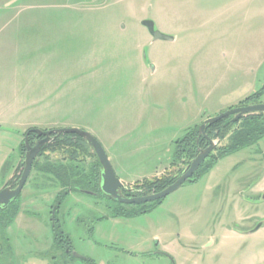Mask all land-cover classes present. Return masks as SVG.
<instances>
[{
	"label": "rangeland",
	"instance_id": "1",
	"mask_svg": "<svg viewBox=\"0 0 264 264\" xmlns=\"http://www.w3.org/2000/svg\"><path fill=\"white\" fill-rule=\"evenodd\" d=\"M148 18L176 39L153 40ZM260 89L264 0H0V191L20 173L31 128L90 131L129 185L171 175L188 161L173 159L176 140ZM254 152L220 159L156 207L125 206L147 210L131 217H115L120 204L95 193L88 159L76 164L68 179L83 190L56 213L61 264H264V227L240 232L264 218V204L233 212L226 201L264 190ZM45 177L34 169L12 207L5 264L50 262V210L63 187Z\"/></svg>",
	"mask_w": 264,
	"mask_h": 264
},
{
	"label": "trees",
	"instance_id": "2",
	"mask_svg": "<svg viewBox=\"0 0 264 264\" xmlns=\"http://www.w3.org/2000/svg\"><path fill=\"white\" fill-rule=\"evenodd\" d=\"M264 94V89H260L252 95L248 96L244 101H242L239 105H248L251 103L260 102L262 95ZM262 113L251 114L237 122H234L231 118H226L218 123L208 126L206 128L207 136H210L212 132H220L219 134L223 139H226V143L221 147V150L218 154L213 153L200 167L197 171L198 177H201L205 173L209 172L220 159L236 153L242 149L248 148L249 146L257 143L260 139L264 137V119L262 117ZM199 125H196L193 129L189 130L181 139L177 142V159H182L183 157H187L190 162L197 154L198 148L200 145L204 144V142L208 141V138L202 135L200 137L199 142L197 138L199 136ZM26 135V132L25 134ZM35 139L37 136L35 133L30 135V142L32 144L35 143ZM23 156L25 155L26 147L24 144V140L22 143ZM57 155V157H62V159L53 160L52 156ZM41 158V159H40ZM92 160L89 162V165L92 167L91 177L89 178V183L93 184L95 189V193H101L99 188V177H100V161L97 155L94 153L90 145L87 143L85 139L76 135V134H62L60 136H55L54 140L49 144L45 145L38 158L34 163V168L36 171L41 172V174H45L52 179L50 180L51 184H57L60 187H63L59 192V202L55 205L57 211L62 204L63 197L70 193V191L74 190H83V187L74 186V180H69L68 177L70 175L75 174L77 170L76 164H81L86 162V160ZM44 161V162H43ZM187 161V162H188ZM70 164L74 167H70ZM23 164L21 166V170L19 175L20 178L22 173ZM78 173L79 170H77ZM84 174V173H82ZM84 178V177H83ZM82 178V179H83ZM176 175H165L162 177H152L148 179H144L142 181H138L134 188L135 191L131 194H125L128 196L132 195H144L152 192H159L176 180ZM72 181V186L69 187L70 182ZM65 188V189H64ZM94 193V192H90ZM162 200H157L153 202L155 207L159 205ZM17 200L11 203L7 208H0V264H5L8 261V257H4L5 247L3 241H6V244L9 241V235L7 233V229L12 226L15 215H17L20 205L13 209V205ZM117 204H120L121 209L116 211L115 217H131L134 215H138L140 213H145L147 210H143L140 212L132 213L131 211H127L124 209L125 206H130L133 204H124L121 202L114 201ZM58 219H56V224L53 226V236H54V244L53 247H57L60 245L63 237V233L60 230V226L57 224ZM70 248L69 245L64 246L65 248ZM72 258L75 256L70 255ZM88 259V258H87ZM86 259V260H87ZM90 261V260H89Z\"/></svg>",
	"mask_w": 264,
	"mask_h": 264
},
{
	"label": "water",
	"instance_id": "3",
	"mask_svg": "<svg viewBox=\"0 0 264 264\" xmlns=\"http://www.w3.org/2000/svg\"><path fill=\"white\" fill-rule=\"evenodd\" d=\"M142 23L151 32L153 40L162 39L174 41L176 39V36L168 35L158 30L156 28L155 22L151 18L143 20ZM259 112H264V103H255L232 107L217 116L206 118L199 126V136L197 138V141L199 142L200 137L204 135L208 138L210 145L204 149L200 147L198 148V154L186 165L185 169L176 176L177 178L174 183L159 192H152L140 196H128L125 194V192H134V186L127 184L117 176L111 159L106 152L103 144L90 131L78 127H62L53 130L31 128L26 132L25 135L24 144L26 147V151L22 161L23 169L21 176L14 188L8 185L0 191V208H7L20 196L28 179L31 176L34 163L38 158L42 148L52 142L55 136H60L62 134H76L85 139L90 145L100 161L99 188L102 194H104L108 198L124 204H140L162 200L166 198L170 193L176 191L188 179H190L202 166L210 153L215 149L217 142L209 138L206 134V128L208 126H212L226 118H231L234 122H237L251 114ZM32 133L43 137L35 145L30 142V135ZM261 225L262 223H259L256 229L260 228ZM74 254L78 257H82V255L78 254L77 252H75ZM172 263L176 264L174 261H172Z\"/></svg>",
	"mask_w": 264,
	"mask_h": 264
},
{
	"label": "flooded vegetation",
	"instance_id": "4",
	"mask_svg": "<svg viewBox=\"0 0 264 264\" xmlns=\"http://www.w3.org/2000/svg\"><path fill=\"white\" fill-rule=\"evenodd\" d=\"M264 95V94H263ZM262 95V96H263ZM256 103H264V102H256ZM251 104H255V103H251ZM249 105V104H248ZM259 113H262L263 115H262V117H263V119H264V112H259ZM220 132H212L211 134H210V136H208L209 138H211L212 140H214V141H216L217 142V145H216V147H215V149L210 153V155L206 158V160L213 154V153H215V154H218L219 152H220V150H221V147L226 143V139H223L222 137H221V135L219 134ZM37 136V139H35V143L33 144V145H35L40 139H42L43 137H40V136H38V135H36ZM262 140H264V137L262 138V139H260L257 143H255V144H253V145H251V146H249L248 148H250V149H252V150H254L255 152V154H257V155H261L262 156V159L264 160V148H262L261 147V144H260V142L262 141ZM223 141H225V143H223ZM223 143V144H222ZM210 145V143H209V141H206V142H204V144L202 145H200V148H207L208 146ZM255 145H258L257 146V148H255V147H253V146H255ZM205 160V161H206ZM204 161V162H205ZM189 163V161L188 162H186L185 163V165H184V167L181 169V170H178V171H176V172H174V175H179L184 169H185V167H186V165ZM204 164V163H203ZM202 164V165H203ZM200 169V168H199ZM198 169V170H199ZM19 175V174H18ZM198 174H197V172L190 178V179H188V180H191V182H196L197 180H198ZM18 180H19V178L16 176V177H14V178H12L11 180H10V182L6 185V186H8V185H10V186H12L13 188L16 186V184H17V182H18ZM250 190L253 192V197L251 198V199H245L241 194H240V192H238L237 194L235 193V194H231V193H228L227 195H228V197H227V200L226 201H229L230 200V203H229V205H230V208L233 210V212H234V210L235 209H240V208H242L244 205H246L248 208H255V207H257V206H261L262 204H264V201H262V202H260V200L261 199H263V196H264V190H262V191H260V192H258V193H256V191L253 189V187L251 186L250 187ZM132 192H126V194H131ZM132 196H134V195H132ZM135 196H140V194L139 195H135ZM19 198V197H18ZM17 198V199H18ZM256 198V199H255ZM16 199V200H17ZM50 213H51V221H52V227L56 224V219H58L57 218V216H56V213H57V209H56V207L55 206H53L52 208H51V210H50ZM259 223H262V225L260 226V228H258V229H256V227L258 226V224ZM235 225H237L238 226V224H235ZM264 227V218H261V219H259V220H257V222H256V224L255 225H252V226H248V227H246L245 229H241L240 230V232L242 233V234H245V235H247V234H252V233H254V232H257V231H259L261 228H263ZM54 244V243H53ZM53 247V246H52ZM206 247V246H205ZM205 247H203V248H205ZM55 250H53V251H51V256H50V262H48L47 264H61V259H62V253H61V250H58L57 249V247H55L54 248ZM61 249H62V247H61ZM65 251H66V253L67 254H70V255H73V256H75L77 259L78 258H82V259H85L86 260V258L82 255V257H78V256H76L74 253V251H73V249L70 247V248H65Z\"/></svg>",
	"mask_w": 264,
	"mask_h": 264
},
{
	"label": "crops",
	"instance_id": "5",
	"mask_svg": "<svg viewBox=\"0 0 264 264\" xmlns=\"http://www.w3.org/2000/svg\"><path fill=\"white\" fill-rule=\"evenodd\" d=\"M190 130H191V129H190ZM179 139H181V138H179ZM179 139H178V140H179ZM178 140H176V141H178ZM104 148H105V150H106V147H104ZM177 148H178V147H177ZM177 148H176V150H175V154L173 155V159H174V160H176V158H177ZM116 156H117V155H115V158H116ZM90 161H92V160H89V162H90ZM111 161H112V158H111ZM33 171H34V169H33ZM33 171H32V173H33ZM37 172H38V171H37ZM32 173H31V176H30V178H29L28 181H30V179H31V177H32ZM45 178H46V177H45ZM120 178H121L122 181L125 182L124 177H120ZM37 179H38V177H37ZM37 179H36V180H37ZM40 179H41V178H40ZM51 179H52V178L49 177L48 182H49ZM36 180H33L32 182L34 183V181H36ZM45 180H46V179H45ZM45 180L42 181V182H43L42 185H44V186H43L44 188H48V187H49V185H48L49 183L45 182ZM46 181H47V180H46ZM126 183H127V182H126ZM128 184H130V183L128 182ZM30 185H33V184H31V181H30ZM51 185H52V184H51Z\"/></svg>",
	"mask_w": 264,
	"mask_h": 264
}]
</instances>
